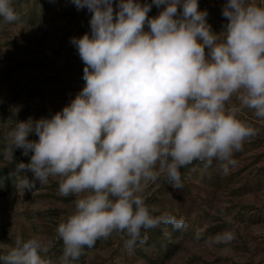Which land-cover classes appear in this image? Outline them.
I'll list each match as a JSON object with an SVG mask.
<instances>
[{
	"label": "clouds",
	"instance_id": "9594fccd",
	"mask_svg": "<svg viewBox=\"0 0 264 264\" xmlns=\"http://www.w3.org/2000/svg\"><path fill=\"white\" fill-rule=\"evenodd\" d=\"M72 3L91 13V35L70 40L85 65L84 87L50 118L19 121L6 139L11 152L32 153L17 166L16 188L58 178L59 194L76 197L75 211L56 229L58 261L41 255L48 252L41 238L17 236L0 254L2 264H74L114 232L126 235L131 252L146 242L142 230H186L184 217L154 214L143 195L148 184L164 176L182 189L181 169L195 161L202 171L217 161L227 174L234 152L257 134L238 114L249 109L264 121V4L227 0L225 30L214 33L198 0H118L116 9L113 0ZM153 4L164 7L150 18ZM0 18L19 21L12 0H0ZM234 239L224 230L205 243Z\"/></svg>",
	"mask_w": 264,
	"mask_h": 264
},
{
	"label": "rangeland",
	"instance_id": "374dc122",
	"mask_svg": "<svg viewBox=\"0 0 264 264\" xmlns=\"http://www.w3.org/2000/svg\"><path fill=\"white\" fill-rule=\"evenodd\" d=\"M138 2L151 4L152 0ZM226 2L198 0L199 9L207 10L214 33L225 30L228 21L222 8ZM254 2L264 4V0ZM12 3L19 21L9 24L0 18V254L17 236H37L48 247L41 255L58 261L63 243L56 229L75 211L76 197L59 194L58 178H50L44 186L37 182L32 190L17 189V166L28 163L32 153L25 154L23 148L11 152L6 135L19 121L50 118L82 90L85 65L70 40L91 35V13L87 8L78 10L72 0ZM117 3L113 0L114 9ZM163 7L153 4L148 16H157ZM231 103L238 101L233 97ZM238 119L257 134L234 152L237 163L227 174L217 161L206 171L195 161L181 169L182 189L173 188L161 176L143 194L146 203L157 210L154 214L167 211L184 217L186 230H174L171 225L142 230L147 240L131 252L124 248L126 235L114 232L85 248L74 264H264V121L249 109H243ZM28 139L38 137L30 134ZM26 175L32 179L31 172ZM198 230L200 240L195 238ZM224 230L235 233L230 244L205 243Z\"/></svg>",
	"mask_w": 264,
	"mask_h": 264
}]
</instances>
